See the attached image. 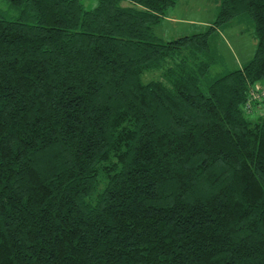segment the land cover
I'll return each mask as SVG.
<instances>
[{
  "label": "trees",
  "instance_id": "trees-1",
  "mask_svg": "<svg viewBox=\"0 0 264 264\" xmlns=\"http://www.w3.org/2000/svg\"><path fill=\"white\" fill-rule=\"evenodd\" d=\"M7 1L0 264H264V0L166 40L177 0ZM247 19L252 57L214 74V35Z\"/></svg>",
  "mask_w": 264,
  "mask_h": 264
},
{
  "label": "rangeland",
  "instance_id": "rangeland-1",
  "mask_svg": "<svg viewBox=\"0 0 264 264\" xmlns=\"http://www.w3.org/2000/svg\"><path fill=\"white\" fill-rule=\"evenodd\" d=\"M87 7H91L95 0H82ZM122 3H128L123 0ZM216 3L214 0H177L172 9L173 19L161 21L155 26L156 34L161 39H170L178 35L199 30L205 23L214 18L213 13ZM168 10V11H169ZM216 10V9H215ZM0 11L5 17H14L16 12L7 0H0ZM215 12V11H214ZM256 39L254 26L251 20H236L221 27L214 35L212 46L217 52V60L212 66L214 74L239 66L249 60L255 50ZM159 76L158 69H148L142 74L143 80ZM255 88L264 87V79H259L254 84ZM258 105V106H257ZM250 116L255 117L264 112L263 103H256L251 109H246Z\"/></svg>",
  "mask_w": 264,
  "mask_h": 264
},
{
  "label": "built area",
  "instance_id": "built-area-1",
  "mask_svg": "<svg viewBox=\"0 0 264 264\" xmlns=\"http://www.w3.org/2000/svg\"><path fill=\"white\" fill-rule=\"evenodd\" d=\"M264 94V87H262L261 89H259V88H255V87H253V88H251V92H250V98L252 99V98H258V97H260L261 95H263ZM249 102V101H248ZM247 102V103H248ZM246 103V104H247ZM249 104H247V106H248Z\"/></svg>",
  "mask_w": 264,
  "mask_h": 264
},
{
  "label": "crops",
  "instance_id": "crops-1",
  "mask_svg": "<svg viewBox=\"0 0 264 264\" xmlns=\"http://www.w3.org/2000/svg\"><path fill=\"white\" fill-rule=\"evenodd\" d=\"M174 6V5H173ZM173 6H172V8H173ZM215 9H216V5H215V7H214V10H213V13H215L214 11H215ZM171 12H172V9L171 10H169L168 12H167V14L163 17V19H165V20H170V19H173V17L171 16ZM211 21V20H210ZM210 21H208V22H210ZM207 22V23H208ZM206 24V23H205ZM240 66V65H239Z\"/></svg>",
  "mask_w": 264,
  "mask_h": 264
}]
</instances>
